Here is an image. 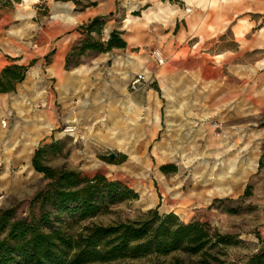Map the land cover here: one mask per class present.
<instances>
[{"label":"rangeland","instance_id":"obj_1","mask_svg":"<svg viewBox=\"0 0 264 264\" xmlns=\"http://www.w3.org/2000/svg\"><path fill=\"white\" fill-rule=\"evenodd\" d=\"M95 5L105 22L100 35L90 36L104 42L117 30L125 46L70 56V68L92 65L104 54L110 68L119 63L121 69L118 78L85 79L92 85L83 87L87 95L99 96L100 87L112 82L113 94H106L117 98L105 102L107 120L98 100V120L77 124L76 112L68 121L54 100L52 51L40 54L44 42L49 51L69 29L79 34L70 48L80 46L86 37L81 26L91 18H73ZM176 6L198 24L194 43L186 39L179 52L165 39ZM0 37L10 53L24 57L19 63L9 57L8 64L27 67L12 91L0 93V139L6 141L0 144V208L13 207L19 216L37 213L38 203L30 201L50 179L34 170L31 158L43 148L47 166L87 178L100 174L136 193L94 222L132 219L149 209L184 223L206 222L239 241L224 249L222 264H247L264 239V0H0ZM144 38L152 41L147 58L129 45ZM151 48L162 52L164 64H156ZM140 72L152 82L131 92L128 83ZM128 93L136 98L130 101ZM169 261L145 256L116 264Z\"/></svg>","mask_w":264,"mask_h":264},{"label":"trees","instance_id":"obj_2","mask_svg":"<svg viewBox=\"0 0 264 264\" xmlns=\"http://www.w3.org/2000/svg\"><path fill=\"white\" fill-rule=\"evenodd\" d=\"M104 22V16L96 15L81 26L86 37L67 52L66 69L70 56L125 46L117 30L104 42L90 36V32L100 35ZM26 69L16 63L2 67L0 93L12 91ZM44 152L36 149L31 158L34 170L50 179L30 201L38 203L37 213L19 216L13 207L0 208V264H116L145 256L170 257L169 264H222L224 249L239 243L235 235L206 222L184 223L155 209L132 219L94 222L110 207L135 199L136 193L100 174L87 178L75 169L47 166L42 163ZM247 264H264V239H259V248Z\"/></svg>","mask_w":264,"mask_h":264},{"label":"crops","instance_id":"obj_3","mask_svg":"<svg viewBox=\"0 0 264 264\" xmlns=\"http://www.w3.org/2000/svg\"><path fill=\"white\" fill-rule=\"evenodd\" d=\"M175 7V5H174ZM172 8V22L169 27L171 29L170 36L169 38L166 35V40L168 43H170V47L173 49V51H181L184 49V43L186 42V39L188 41H192L194 38L197 37L196 33H193L195 31L197 25L193 24L192 19H185L184 16H182L181 10L179 9L178 6L176 8ZM103 11L97 9V6H88L86 7L85 10L82 12H79L78 15L73 18V22L76 20H82V19H87V18H92L96 15H102ZM194 25V26H193ZM193 26V27H192ZM176 27V32L175 34L173 33V29ZM191 30H188L190 29ZM238 25H234L233 28L238 29ZM186 29L189 31L188 34L191 35L190 37L185 36ZM234 30V29H233ZM247 32L244 31L242 33L245 34ZM79 34L72 30L69 29L67 30V33L62 35L59 38V41L56 43L55 46H53L49 51L46 49L47 43L44 42L42 47L44 46L45 49L44 51L41 52L40 56L45 55L47 52L52 51V62L49 64V70L50 73L49 75L52 76V78H55V87H56V93L57 97L54 98L56 103H60L59 107L61 109V113L66 114V118L69 121L71 119V116L73 115L74 112H76V123L77 124H90L94 123L98 120V115L99 113H95V110L93 109V106L95 103L100 100L102 101L101 109L102 111V117L107 120L109 118V111H107V103L105 104L106 101L109 99L115 100L117 97L111 96L113 94V86L112 82L110 83H104L102 85L101 90H100V95L96 96L94 94H91V91L88 92V89L83 88L85 85L90 88L92 85L86 84L84 81L86 78H89L91 81L96 80V77H99L98 79L101 78H111L117 77V72H121L120 70V64L117 63L113 68H110L108 64L105 62L106 56L103 55H98L94 60L92 61V65L89 64H82L79 63L77 66H74L73 68L70 69H65L64 68V57L67 53V51L70 48V45L74 42V40L77 38ZM195 41V40H194ZM192 43H194L192 41ZM5 44V45H4ZM9 43H6L2 37H0V69L4 67L6 64H8V59L10 58H15V62L19 63L24 60V57H21L18 55V53H10V49H12L9 45ZM152 41L150 38H144L141 41H135L131 42L129 45L131 48L136 49L135 52H132L136 55H140L141 57H146V50L151 46ZM197 44V42H196ZM195 44V45H196ZM6 46V47H5ZM145 47V49H143ZM7 48V49H6ZM163 52L168 53L166 49H162ZM19 52V51H17ZM143 52V53H142ZM145 55V56H144ZM36 61L38 64L41 63V59L39 57H35ZM137 64L133 68H137ZM132 68V67H130ZM89 72V73H88ZM128 74V70H125ZM129 76V75H128ZM118 78V77H117ZM85 86V87H86ZM112 93V94H109ZM3 94V93H1ZM135 93H128V98L130 101L134 100L136 98ZM52 111L56 113V108H52ZM101 114V113H100ZM56 115H58L56 113ZM74 119V117H72ZM54 121H52L53 123ZM38 123V122H37ZM39 124V123H38ZM1 142H6L3 141V139H0V144Z\"/></svg>","mask_w":264,"mask_h":264},{"label":"built area","instance_id":"obj_4","mask_svg":"<svg viewBox=\"0 0 264 264\" xmlns=\"http://www.w3.org/2000/svg\"><path fill=\"white\" fill-rule=\"evenodd\" d=\"M185 11L190 12V9L185 8ZM150 56L153 58V60L156 62L157 65L164 64L165 59L162 55V52L159 49L151 48L150 49ZM151 82H152V80L149 79L148 77H146L143 72L135 73L128 83V89L131 92H135L138 89H140L141 87H144ZM1 126L2 127L5 126L4 120L1 121Z\"/></svg>","mask_w":264,"mask_h":264},{"label":"water","instance_id":"obj_5","mask_svg":"<svg viewBox=\"0 0 264 264\" xmlns=\"http://www.w3.org/2000/svg\"><path fill=\"white\" fill-rule=\"evenodd\" d=\"M109 158H113L114 157V153H109Z\"/></svg>","mask_w":264,"mask_h":264}]
</instances>
